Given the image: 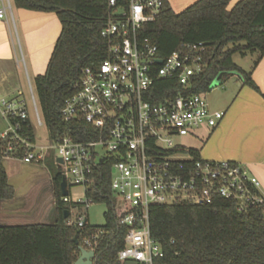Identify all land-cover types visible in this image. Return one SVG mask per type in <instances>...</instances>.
Instances as JSON below:
<instances>
[{
    "label": "built area",
    "instance_id": "obj_1",
    "mask_svg": "<svg viewBox=\"0 0 264 264\" xmlns=\"http://www.w3.org/2000/svg\"><path fill=\"white\" fill-rule=\"evenodd\" d=\"M164 0H107L108 17L100 32L107 45L105 59L81 69L74 92L65 99L60 115L70 127L52 139L40 108L35 87L28 77L34 120L26 99L0 100L6 129L0 134L3 160L42 164L50 151L66 180L85 188L84 199L70 205L68 225L85 229L88 217L73 216L95 203L101 165H109L110 189L116 202L119 227H126L121 264L128 261L153 264L164 256L150 229V210L155 205L187 202L211 205L217 199L235 202L239 212L264 209V191L258 178L235 162L194 159L190 148L175 145L172 137L193 135L201 127L215 128L225 112L213 110L205 94L191 92L194 81L206 70L210 47L206 42H182L161 57L158 46L142 37L145 24L156 19ZM12 14L11 0H0V21ZM161 61V62H160ZM173 81L178 88L166 92L165 100L153 103L151 89ZM44 127L50 143L39 145L30 129ZM61 159V162H58ZM104 160V161H102ZM102 231L81 235V245L97 248Z\"/></svg>",
    "mask_w": 264,
    "mask_h": 264
},
{
    "label": "trees",
    "instance_id": "obj_2",
    "mask_svg": "<svg viewBox=\"0 0 264 264\" xmlns=\"http://www.w3.org/2000/svg\"><path fill=\"white\" fill-rule=\"evenodd\" d=\"M231 0H199L177 14L164 0L156 19L145 24L142 37L158 46L161 57L167 56L182 42H206L210 58L206 70L190 89L206 94L219 73L222 82L238 73L244 84L259 91L252 72L264 56V0H241L229 9ZM19 9L53 13L61 24L47 69L34 79V87L48 129L54 139L70 127L61 119L60 109L74 92L80 71L96 66L106 57L107 45L100 32L108 17L107 0H12ZM257 54L249 71L238 66L233 56ZM178 88L173 81H162L148 99L165 100L166 92ZM32 139L36 135L30 129ZM0 143V150H1ZM1 152V151H0ZM194 159L200 153L188 150ZM0 154V203L15 196ZM62 175L53 176L58 218L55 224L0 225V264H75L80 255L75 238L102 231L95 249L94 264H121L118 252L124 247L126 227H119L116 202L110 189L111 171L102 164L95 190L89 193L95 203L106 202L105 225L87 224L81 230L68 225L61 192ZM70 196V193H68ZM152 237L164 256L153 264H264V209L254 207L239 212L235 202L217 199L211 205L187 202L155 205L150 210Z\"/></svg>",
    "mask_w": 264,
    "mask_h": 264
},
{
    "label": "crops",
    "instance_id": "obj_3",
    "mask_svg": "<svg viewBox=\"0 0 264 264\" xmlns=\"http://www.w3.org/2000/svg\"><path fill=\"white\" fill-rule=\"evenodd\" d=\"M167 1L179 14L199 0ZM239 1L231 0L228 8L232 9ZM15 9L16 15L12 8L8 19L0 21V100L15 99L24 93L20 73L23 64L28 86V77L31 78L25 53L35 77L44 74L62 29L53 13ZM13 30L16 31L20 49L14 41ZM251 56L254 62L257 54ZM231 77L233 75L225 82ZM252 80L260 92L245 85L239 76L231 85L221 88L220 101L209 104L213 110L224 111V118L215 128L205 127L202 142L194 149L204 159L227 160L246 167L258 178L264 191V56L253 70ZM201 128L195 133H199ZM5 129L6 122L0 113V134ZM3 162L8 180L15 188V196L0 203V225L53 223L58 218V212L53 176L48 169L43 164L20 160L7 159Z\"/></svg>",
    "mask_w": 264,
    "mask_h": 264
},
{
    "label": "rangeland",
    "instance_id": "obj_4",
    "mask_svg": "<svg viewBox=\"0 0 264 264\" xmlns=\"http://www.w3.org/2000/svg\"><path fill=\"white\" fill-rule=\"evenodd\" d=\"M12 2V0H11ZM12 8H13V12L16 15V9L15 6L12 3ZM13 34H14V41L16 43L17 48L20 49L19 44H18V37L16 35V31L13 30ZM22 44L23 41H21ZM25 57H26V64H27V70L29 73V76L31 78L32 83L34 84V79H35V73L31 67L30 61H29V57L28 55L25 53ZM234 61L236 64H238L242 69H244L245 71H249L251 68V65L253 63V58L252 56L249 54L247 56H241L239 54L234 55ZM20 73H21V77L23 80V91L21 95H19V97H16L15 99H26V101L29 103V108H30V114H31V118L34 120V115H33V111L31 110V101H30V96H29V88H27V82H26V71H25V67L24 64L22 65V67L20 68ZM239 74L238 73H234L233 77H231L228 81H224L221 85L219 86H215V87H211L210 91L207 92L205 94V98L207 99V101L211 104L220 101V93H221V88L227 86V85H231L233 82H235L238 79ZM227 80V79H226ZM202 129V128H201ZM206 128L204 127L199 133H195L193 135H189V136H174L172 137L173 142L175 145H180L186 148H198L202 142L204 133H205ZM36 142L39 145H47L50 143V140L48 138L47 135V131L45 130L44 127L39 128L36 130ZM55 157H56V152L54 150L50 151V156L47 157V159H45L43 161V165L48 169V171L52 174V176H57L59 175L60 171L56 165L55 162ZM68 181L69 184L71 185V189H70V198L75 201L77 199H84L85 197V188L83 186H78V185H74V179L72 175L68 176ZM115 202H119V198H114ZM108 211V205L106 202H97V203H93V204H89L88 208H81L77 211L76 215L73 216V219H76L78 217V215L82 214L83 216H87L88 217V223L92 226L95 227H101L103 225H105V213Z\"/></svg>",
    "mask_w": 264,
    "mask_h": 264
},
{
    "label": "water",
    "instance_id": "obj_5",
    "mask_svg": "<svg viewBox=\"0 0 264 264\" xmlns=\"http://www.w3.org/2000/svg\"><path fill=\"white\" fill-rule=\"evenodd\" d=\"M223 75H224V73H222V72L219 73V75L213 81L211 87H215V86L221 85L222 84ZM102 161H104V160H102ZM58 162H61V159H58ZM3 164H4V162H3ZM61 192H62L63 196L68 194V192L66 190V180H65L64 177L62 178V182H61ZM68 216H69V211L65 210L64 211V217L68 218ZM56 221H57V219L53 223H50V224H55ZM75 243L78 245V249L80 251V255H79L78 259L76 260L75 264H94V262H93V258L95 257L94 251H89V250L85 249L84 247L80 246L79 245V240L77 238H75ZM125 264H139V263L138 262L128 261Z\"/></svg>",
    "mask_w": 264,
    "mask_h": 264
}]
</instances>
